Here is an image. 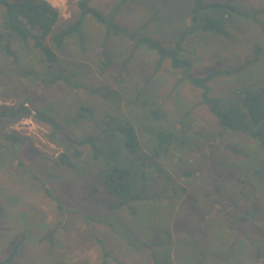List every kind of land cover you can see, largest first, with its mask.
Masks as SVG:
<instances>
[{"label": "rangeland", "instance_id": "1", "mask_svg": "<svg viewBox=\"0 0 264 264\" xmlns=\"http://www.w3.org/2000/svg\"><path fill=\"white\" fill-rule=\"evenodd\" d=\"M46 1L58 12L61 27L76 9L77 0ZM234 1L242 10L264 7V0ZM194 2L91 0L89 5L117 29L170 47L187 30ZM258 21L260 26L241 23L228 39L198 32L184 41L187 70L196 78L249 62L240 74L214 79L211 98L227 99L264 79V16ZM118 33H107L87 16L83 43L71 38L57 51L56 69L65 70L67 82L50 83L58 70L46 71L37 51L23 52L18 41L12 47L20 60L0 52V111L30 110L0 116V262L19 242L8 264H153L148 241L168 231L169 245L155 247L168 264H264V172L255 173L264 169V150L241 132L219 136L202 91L181 82L185 71L167 60L157 67L155 52L143 46L133 50ZM29 69L33 73L27 76ZM81 107L88 110L80 112ZM112 114L132 121L143 143L156 130L174 136L177 144L151 170L146 195L163 198L172 187L176 192L171 199L135 203L133 214L112 212L107 222L113 228H108L102 216L110 199L99 185L100 164L89 148H80L83 155L74 165L58 166L57 157L66 151L64 136H95ZM253 209L256 219L233 224Z\"/></svg>", "mask_w": 264, "mask_h": 264}, {"label": "trees", "instance_id": "2", "mask_svg": "<svg viewBox=\"0 0 264 264\" xmlns=\"http://www.w3.org/2000/svg\"><path fill=\"white\" fill-rule=\"evenodd\" d=\"M90 1L77 0L75 3L76 9L71 15V19L61 27L58 24L60 20L58 12L44 0H20L17 2L0 0V8L2 9L0 24V47L2 49L0 52H3L12 61L20 60V55L12 47V42L18 41L23 52L37 51L41 56V58L39 57L40 63L43 66L45 65L44 68L47 67L49 70L46 69V71L49 72L53 68L56 69L58 63L57 51H61L66 47L68 39L77 38L80 44L83 43L81 28L84 19L91 16L97 23L105 26L107 33L114 30L116 33L119 31L117 35L125 34L126 38L133 44V50L143 46L155 52L158 58L157 67H160L162 62L167 60L173 69L184 70V74L180 77L181 82L188 83L202 91V103L207 105L211 113L217 118L220 127L219 136H222L226 131L241 132L256 141L258 146L264 150V79L261 78L254 83L240 87L233 91L227 99L211 98L209 96V84L214 79L240 74L246 69L245 67L249 62L246 61L245 65H240L231 70L213 71L203 78H196L188 72L187 69L190 63L183 57L184 41L191 34L209 33L228 39L231 37V31L238 29L241 23L248 25H250L249 23H255L260 26L261 23H259L258 18L264 16V7L242 10L234 0L223 3H206V0H195L190 9L187 30L180 35L173 46L168 47L147 36H137V33H126L124 30L117 29L98 10L89 5ZM143 27L146 29L145 25ZM48 40L53 48L47 44ZM254 48L255 51H260L258 46ZM64 72L65 70H58L55 73L56 75L49 79V82L62 80L67 82L70 80L69 77L64 75ZM31 73L33 72L30 69L26 71L27 76ZM114 94L116 95V93ZM138 99H140L139 94H137ZM4 110L0 111V116L14 115L19 111L30 114V110L23 106L19 107L18 110ZM79 110L82 112L88 109L81 107ZM153 115L158 119V115ZM116 116L117 114L107 115V118L103 121L102 130L95 136H86L79 139L64 136L63 140L67 143V148L57 157L58 166H70V161L74 165L73 162L78 161L83 155L80 148L84 146L89 148L92 154L91 159L100 164L97 175L99 185L104 195L110 199L105 215L102 216L103 224L107 225L108 228H113L112 224L107 222V217L112 212L127 209L133 214L136 212L132 209L135 203L147 199H171L173 193L176 192V188L172 187L170 188V195L164 193L163 198L146 195L154 178L151 170L159 167L158 162L169 155L172 145L177 144L174 136L156 130L153 135L148 132L149 139L143 143L133 122L126 118L122 119V122ZM35 117L44 123L48 121L53 125V121H49L45 115L35 113ZM236 154L240 153L236 152ZM262 172H264V169L255 171L257 175H261ZM183 175L189 176L190 174L183 172ZM55 202L59 203L56 199ZM57 206L61 208V205L58 204ZM256 218L257 212L253 209L247 212L245 216L236 220L233 219L232 222L235 225L237 222L245 223ZM89 219V222L95 221L92 216ZM170 238L171 234L168 231H163L160 235L154 234L149 239L147 248L153 252L151 253L153 264H168L167 259L159 257L155 253V247L169 245ZM18 248L19 242L13 248L9 257L0 264L10 263L16 256Z\"/></svg>", "mask_w": 264, "mask_h": 264}, {"label": "built area", "instance_id": "3", "mask_svg": "<svg viewBox=\"0 0 264 264\" xmlns=\"http://www.w3.org/2000/svg\"><path fill=\"white\" fill-rule=\"evenodd\" d=\"M44 1H46V0H44ZM47 2V1H46ZM47 3H49V2H47ZM50 4V3H49ZM51 5V4H50ZM52 6V5H51Z\"/></svg>", "mask_w": 264, "mask_h": 264}]
</instances>
